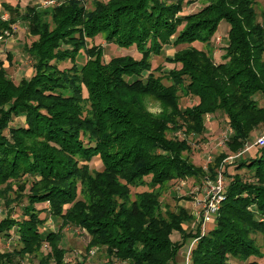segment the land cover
I'll return each mask as SVG.
<instances>
[{"label": "trees", "instance_id": "1", "mask_svg": "<svg viewBox=\"0 0 264 264\" xmlns=\"http://www.w3.org/2000/svg\"><path fill=\"white\" fill-rule=\"evenodd\" d=\"M193 1L95 0L87 8L84 0H55L47 13L30 4L24 10L1 5L7 18L0 14V40L18 22L25 24L33 41L23 51L33 73L14 83L7 72L12 55L8 65L0 59V199L7 208L0 235L14 233L20 245L0 248V264H20L28 256L37 264H66L59 232L67 226L86 231L88 248L102 250L109 261L176 264L188 240L199 237L200 225L187 231L192 218L186 209L163 210V187L175 179H214L219 171L229 178L225 200L191 249L189 264L261 259L254 237L264 243V147L234 164L237 171L247 170L242 178L230 174L223 154L206 171L196 166L187 157V139L202 136L206 117L218 112L228 121L232 154L264 128V105L258 103H264V24L254 0H210L182 15ZM222 21L229 29L217 63L192 45L210 46ZM96 37L134 47L139 57L104 62L101 46L88 47ZM181 45L187 48L165 59L178 67L155 76L162 69H152V58ZM82 54L85 62L79 64ZM65 63L70 65L60 68ZM179 93L196 103L181 108ZM148 100L158 104V113L149 111ZM20 117L23 125L11 126ZM94 158L102 171L90 169ZM28 179V193L21 194ZM142 187L149 190L132 199L131 188ZM10 192L18 194L9 200ZM24 200L13 218L12 205ZM41 204L61 221L59 232L42 231L43 210L36 208ZM174 233L178 241L171 239ZM45 244L48 254L42 253Z\"/></svg>", "mask_w": 264, "mask_h": 264}, {"label": "rangeland", "instance_id": "2", "mask_svg": "<svg viewBox=\"0 0 264 264\" xmlns=\"http://www.w3.org/2000/svg\"><path fill=\"white\" fill-rule=\"evenodd\" d=\"M45 1H51L48 5ZM95 0H84V4L87 8H91V5ZM102 2H107L108 0H99ZM168 1V0H167ZM255 6L258 13V20L260 23L264 24V0H254ZM10 4L12 6L19 5L20 10H24L26 5H35L42 7V11L48 12V8L54 6L55 0H0V14L3 15V18H7V15H4L2 4ZM210 3V0H194L190 5H186L183 8L182 15L193 14L200 11L203 7L207 6ZM262 13V14H261ZM229 26L227 23L222 21L219 26L215 36L211 40L210 46H202L201 44L195 43L192 46L198 50L204 51L208 55H213L215 62L221 60V55L224 53V47L227 44V32ZM12 34H7L6 38L0 40V59L4 62L5 65H8L6 62L7 54L12 55V61L7 69L9 77L17 83L23 78H29L32 75L31 63L28 56L24 53V46H29L33 41V38L29 36L27 26L23 23L18 22L12 27ZM92 45H98L103 48L104 56L103 61L108 62L110 59L121 56H131L132 58H138L139 54L134 47L129 49L118 48L112 44H107L104 42L102 37H96L93 41H88V47ZM187 48V45H181L177 47L167 46L163 49L162 53L158 57H154L151 60L152 69L157 67L162 69V72H155V76L163 75L167 71L178 67V65L170 64L165 61L166 58L172 59L175 53L179 50ZM85 62L84 55H81V58L78 59V63L82 64ZM70 64L65 63L60 66V68L68 67ZM165 84H168L166 81ZM180 107L186 108L191 107L196 103V100H192L189 97H184L180 94ZM259 105L263 106L264 103L259 101ZM147 106L150 112L158 113L160 111L157 103L147 101ZM24 118H15L11 123V126L18 127L23 125ZM205 128L206 132L202 136L198 137H188V142L191 147V152L187 157L196 165L202 168L207 167L208 163L211 160L216 159L217 156L221 154L226 155V158L232 157V160L225 161L223 163L229 165L230 174L238 173L242 178H247V170L237 171L234 169L235 163L239 159H244L252 157L256 152L257 145H254L256 139L264 133V128L259 126L251 133V138L246 144L245 148L236 154H232L227 148V138L231 134V130L228 125V121L222 114L219 112L214 115H209L205 119ZM179 139H183L181 134H177ZM235 164V165H234ZM89 167L92 171L100 172L102 171V165L98 158H94ZM207 179H210L208 176L203 178H185V179H175L173 181L167 182L161 192L160 201L163 210H169L171 212L177 211L178 208L182 207L186 209L191 215V222L185 224L184 227L187 231H194L198 225V212L200 206L198 207V202L203 199L204 196V183ZM40 177L34 178V181H39ZM211 180V179H210ZM24 181V180H23ZM28 183L21 194L28 193L30 188L31 180L28 179ZM33 182V181H32ZM225 182H229V178H225ZM24 187V186H23ZM3 188V187H2ZM16 188V187H15ZM149 190L148 187L142 188H131V197L134 199V194L140 193L143 191ZM17 192L19 193V188L17 187ZM9 193V200L15 198L18 193ZM16 194V195H14ZM26 204V200L22 202L21 205H12V217L18 218L21 214V207ZM37 209L43 210L40 214V218L44 219V225L42 231L46 234L47 232H59L61 228V221L48 213V205L41 204L36 206ZM7 212V208L4 207L3 200L0 199V220H2ZM60 227V228H59ZM212 227V223L207 225V230ZM62 236L60 246L64 249V262L66 264H74L76 261L85 260L86 264H122L117 261H109L106 258L102 250L96 248H88L90 238L86 231L79 230L78 228L73 227H62L59 232ZM256 244L262 254L261 259H249L248 261H242L239 259L230 258L228 264H247L251 261H256L258 264H264V243L260 235L254 237ZM173 241L179 240V235L174 233L171 237ZM195 239V238H193ZM193 239L188 240L185 246L179 251L176 264H184L187 256V248ZM20 245L17 242V237L14 233H10V236L4 237L0 235V248L1 251H11L14 248H19ZM43 254L50 253V247L45 244L42 248ZM20 264H37L38 259L35 257H25V259L20 260Z\"/></svg>", "mask_w": 264, "mask_h": 264}, {"label": "built area", "instance_id": "3", "mask_svg": "<svg viewBox=\"0 0 264 264\" xmlns=\"http://www.w3.org/2000/svg\"><path fill=\"white\" fill-rule=\"evenodd\" d=\"M48 5L51 1H45ZM254 145L259 147H264V133L259 136ZM232 157L226 158L225 161L232 160ZM205 171L207 170L206 167L203 168ZM225 188L226 182L224 175L219 171L217 172L214 179H207L204 183V196L201 201L198 202V206H200V210L198 215L197 222L200 225V235L199 237L193 239V241L189 244L187 248V256L186 261L184 264L190 263V253L193 246L196 244L197 240L203 237L207 231V225L212 223L219 212L220 206L222 202L225 200ZM197 225V226H198Z\"/></svg>", "mask_w": 264, "mask_h": 264}, {"label": "crops", "instance_id": "4", "mask_svg": "<svg viewBox=\"0 0 264 264\" xmlns=\"http://www.w3.org/2000/svg\"><path fill=\"white\" fill-rule=\"evenodd\" d=\"M199 207V206H198Z\"/></svg>", "mask_w": 264, "mask_h": 264}]
</instances>
